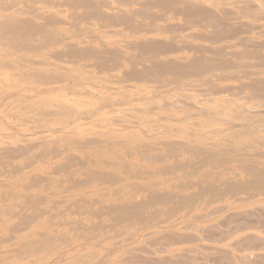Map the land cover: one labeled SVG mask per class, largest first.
I'll list each match as a JSON object with an SVG mask.
<instances>
[{
  "label": "rangeland",
  "instance_id": "1",
  "mask_svg": "<svg viewBox=\"0 0 264 264\" xmlns=\"http://www.w3.org/2000/svg\"><path fill=\"white\" fill-rule=\"evenodd\" d=\"M52 1L0 0V17L63 20L44 25L57 41L36 36L32 51L0 36V264H264V187L233 185L249 165L264 167V0H191L213 9L198 11L206 17L156 0H90L73 11ZM99 11L132 16L115 22ZM154 39L175 45L158 51L160 61L202 54L207 65L137 80L130 70L151 53L136 42ZM140 200L150 202L132 213Z\"/></svg>",
  "mask_w": 264,
  "mask_h": 264
},
{
  "label": "bare ground",
  "instance_id": "2",
  "mask_svg": "<svg viewBox=\"0 0 264 264\" xmlns=\"http://www.w3.org/2000/svg\"><path fill=\"white\" fill-rule=\"evenodd\" d=\"M13 1L14 2H16L17 0H12V2L11 3H9V5H11L10 7H12V3H13ZM19 1V0H18ZM41 1V0H40ZM46 1V2H45ZM102 1H104V0H101V3H99L100 2V0L98 1V3H99V5L101 4H103L104 6H105V3L107 2H105V3H102ZM127 0H118V2H126ZM143 1V0H142ZM149 0H147V2H146V0L145 1H143V2H145V3H143V4H150V2H151V5L153 6V4H155V6H158V7H161V8H165L166 10L168 9H170L172 6H173V4H181V5H179V6H176V8H175V6H174V8L172 7V9H175V11L176 10H178V11H180V12H183V13H185L184 15L186 16L187 14H188V16L191 14H196L198 11H202L203 10V8H198V7H196L195 5H197L198 3H196L195 5L194 4H192V3H190V1L191 0H156V1H154V3L152 4V2L153 1H151L150 0V2H148ZM197 1V0H196ZM200 1V0H199ZM44 2L47 4V5H49V4H51V2H53L52 0H44ZM128 2H129V0L127 1V4H128ZM133 1H130V3H132ZM135 2V1H134ZM133 2V3H134ZM24 3V2H23ZM55 4H59L60 5V3H61V5H66V6H68V7H70V8H72V11H73V8L74 9H77L79 6H87V7H90L89 5H95L92 1H90V0H63V2L61 1V2H57V0L54 2ZM137 4H138V2H136ZM54 4V5H55ZM8 4L6 5V6H3L4 7V9H8V8H10V7H8V8H5V7H7V6H9ZM14 5H16V3L14 4ZM13 5V6H14ZM26 4L24 3V6H25ZM108 5H109V3H108ZM199 5V4H198ZM27 6V5H26ZM51 7V6H50ZM92 7V6H91ZM100 7V6H99ZM107 7V6H106ZM110 7V6H109ZM202 7V6H201ZM139 8V7H138ZM137 8V9H138ZM145 8H147V6H144V9ZM149 8V7H148ZM205 8V7H204ZM248 8V7H247ZM251 8V7H250ZM4 9H2V10H4ZM17 9V8H16ZM19 9H21V8H19ZM141 10L143 9V7L142 8H140ZM164 9V10H165ZM210 9V8H209ZM84 10V9H83ZM139 10V9H138ZM152 10V9H151ZM150 10V11H151ZM163 10V9H162ZM194 10H195V12L196 13H194ZM207 10V9H206ZM205 9L203 10V12H205L206 11ZM213 9H211L210 10V12L212 11ZM20 11H25V10H20ZM27 11V10H26ZM90 11V10H89ZM146 9L145 10H143V12L141 13L140 12V10L138 11V12H140L141 14H145V16H146ZM174 10H173V12L174 13H176ZM209 10H207L206 11V13L208 12ZM228 11H230V10H225L224 12H228ZM27 12H30V11H27ZM87 12V11H86ZM85 12V14L83 15V13H82V15L81 14H78L77 12H74V13H71V15H69L70 17L72 16L74 19H80L81 17H83V19H86V16L88 17L89 16V13H86ZM100 12V11H99ZM98 12V14L97 13H95V17L98 15H102L103 13H99ZM172 12V13H173ZM203 12H198V13H201L200 15L202 16V17H206V16H204V15H206V14H203L202 15V13ZM210 12H208V14H210ZM231 12V11H230ZM229 12V13H230ZM19 13H21V12H19ZM124 13V12H123ZM140 13H138V14H140ZM151 13V15L153 14L154 15V13L151 11L150 12ZM197 13V14H198ZM114 14V13H113ZM161 14V13H160ZM177 14V13H176ZM179 14V13H178ZM213 14H214V11H213ZM216 14V13H215ZM228 14V13H227ZM227 14H225L224 16H227ZM90 15H93V14H91L90 13ZM115 15V14H114ZM130 17L132 16V15H130V14H128ZM128 15H125V14H120V15H116V16H109V14H105L104 13V15H102L101 16V18H103V19H105L104 17H107L108 16V18H109V20L111 21V20H115V22L116 21H121V22H124L125 20H129L128 19ZM148 15H149V17L151 16L149 13L147 14V18L149 19V17H148ZM152 15V17H154ZM158 16H159V14H157ZM175 15V14H174ZM190 15V16H191ZM39 16V15H38ZM43 15H41L40 14V18L42 17ZM48 16V15H47ZM93 16V17H94ZM198 16H199V14H198ZM208 16V15H207ZM212 16V15H211ZM210 16V17H211ZM215 16V20H216V17L218 18V16H217V14L216 15H214ZM213 16V17H214ZM44 17V16H43ZM141 17V16H140ZM143 17L144 16H142V19H143ZM151 17V18H152ZM229 17H230V15H229ZM59 18V17H58ZM97 18V17H96ZM150 18V19H151ZM155 18H156V16H155ZM227 18V17H226ZM45 19V18H44ZM83 19H81V20H83ZM160 19H163V18H160ZM219 19H221L220 18V16H219ZM228 19V18H227ZM58 20V21H57ZM102 20V19H101ZM131 20V19H130ZM209 20V22H210V20L211 19H208ZM215 20L213 21L212 20V22H215ZM224 20V19H223ZM46 22L44 23V24H39V23H37V22H35V21H33V20H31V19H27L26 17H24V18H22V17H18V16H15V15H12V14H7V15H4V16H2V17H0V36H2V37H4V38H8V42L10 43V45L12 46V48H14V49H17V50H29V51H32V50H35L36 48L34 47V45H33V40H35L36 39V36H39V38L41 39V38H43L44 39V42H45V40H46V42L47 41H53V42H56L57 40L55 39L56 38V35H55V33L54 34H52V33H50V31L49 32H47L48 30H45L44 29V25L46 24V25H55V24H58V22H63V20L61 21H59V19H57V17H55V15L53 14V15H50L49 14V16L48 17H46V20H45ZM71 21H73V19L71 20ZM219 21H221V20H218V22ZM40 22V21H39ZM66 22V21H65ZM74 22V21H73ZM138 22H140V21H138ZM76 23V22H75ZM88 23V22H87ZM118 23V22H117ZM117 23H115V24H117ZM207 23V22H206ZM204 24V25H207V26H211V25H208V23L207 24ZM217 23V22H216ZM220 23V22H219ZM222 23H224L226 26H228L227 25V22H222ZM71 24H73V25H77V23L76 24H74V23H71ZM133 24V23H132ZM131 24V27H133L134 25H132ZM210 24H212V23H210ZM218 24V23H217ZM216 24V26L218 27V25ZM128 26H129V24H127ZM143 25V24H142ZM213 26L212 27H216V26H214L215 24L213 23L212 24ZM222 25V24H221ZM72 26V25H71ZM102 26V25H101ZM100 26V27H101ZM136 26H138V25H136ZM160 26H162V25H160ZM166 26V25H165ZM173 26V25H172ZM171 26V27H172ZM220 26V25H219ZM76 27V26H75ZM130 27V26H129ZM130 27V28H131ZM135 27V26H134ZM136 28V27H135ZM144 28V27H143ZM221 28H223V27H221ZM224 28H225V26H224ZM223 28V29H224ZM232 28V27H231ZM79 29V28H78ZM138 29L140 30L141 29V27H139L138 26ZM220 30H222V29H220ZM172 31V30H171ZM79 35V34H78ZM6 38V39H7ZM65 38V37H64ZM67 38V37H66ZM148 38V37H147ZM146 38V39H147ZM171 38H174V37H171ZM170 38V39H171ZM55 39V40H54ZM153 39V38H152ZM152 39H150V40H152ZM37 40V39H36ZM148 40V39H147ZM155 41V42H154ZM154 41H141V42H139V41H137L136 43L141 47V50H145V51H148V52H150L151 53V56L149 57H147V58H149V62H148V64H146V65H143V66H141L140 65V67H138V66H136V65H138L137 64V62H136V64H135V66L136 67H133L132 68V70H130L131 72H129L131 75H133L134 76V78L136 77V79L137 80H139L138 78H140V80H141V77H145V78H148V77H154V76H159V79H160V75L159 74H162L161 72H166V71H168L169 69L171 70V71H169V72H172V70L174 71V73H178V71H180V70H183V69H188V70H197V71H199L200 69H202L205 65H207V64H205V62H204V59H203V57H202V54L200 55V54H195V55H193V57L190 59V61H188V63L187 64H182V62L180 63V65L178 64V65H176L178 62H173V61H170V59H169V61L168 60H165V61H160L159 60V58H158V51H160V50H163V49H165L166 50V48H167V50H169V48H170V46L169 47H167V45H172L171 46V51L173 50V49H175V45L173 46V44L174 43H171L170 42V44H169V41H167L166 42V45L165 44H163L161 41L158 43L157 41H159V40H157L156 41V39H154ZM179 41V40H178ZM52 42V43H53ZM40 43V42H39ZM39 43L37 44V46H40L39 45ZM128 44H129V42H128ZM133 44V43H132ZM136 44V45H137ZM126 45V44H125ZM136 45H135V47H136ZM137 45V46H138ZM10 46V47H11ZM36 46V45H35ZM42 46V45H41ZM127 46V45H126ZM133 46V45H132ZM193 46L194 45H192V46H188V48L190 47H192L193 48ZM75 47V46H74ZM89 47V46H88ZM139 47V48H140ZM174 47V48H173ZM90 48H93V47H90ZM129 48V47H128ZM131 48V47H130ZM138 48V47H137ZM196 49H198V47H195ZM38 49V48H37ZM82 49V48H81ZM80 49V50H81ZM111 49H113V48H111ZM132 49V48H131ZM194 49V48H193ZM68 50V49H67ZM80 50H76L75 48H73V49H70V52L73 54V55H80ZM86 50H88V48L86 49ZM165 50H163V51H165ZM166 50V51H167ZM69 51V50H68ZM83 50H81V52H82ZM120 51V50H119ZM197 51H200V49L199 50H197ZM88 52V51H87ZM100 52H101V50H100ZM107 52H108V50H107ZM111 52L112 51H110V54H111ZM116 52V51H115ZM114 51L112 52L113 54L115 53ZM244 52V51H243ZM246 52V51H245ZM254 52V51H253ZM253 52L252 53H250V51L247 53L249 56H251L250 54H253ZM95 54V53H92V52H88V54ZM102 53H104L103 52V50H102ZM117 53V52H116ZM219 53H221L222 54V51H219ZM250 53V54H249ZM254 53H256V52H254ZM87 54V53H86ZM101 54V53H100ZM99 54V57H103V56H101ZM138 54V53H137ZM245 54V53H244ZM58 54H55L54 56H57ZM81 55H84V53H81ZM96 55V54H95ZM98 55V54H97ZM118 55V54H117ZM116 54H115V56H117ZM140 55H142L141 53L140 54H138V56H140ZM233 55H237V53L236 52H234L233 53ZM257 55V54H256ZM119 56V55H118ZM117 56V57H118ZM246 56V55H245ZM244 56V57H245ZM253 56V55H252ZM262 55H260V58H262L261 57ZM51 57H53L52 55H51ZM60 57V56H59ZM120 57H121V55H120ZM144 57V56H143ZM143 57H142V60H143ZM235 57H237V56H235ZM61 58V57H60ZM122 58V57H121ZM125 59H127L126 57H124ZM131 58V57H130ZM220 58V57H219ZM247 58H248V56H247ZM249 58H252V57H249ZM28 59V58H27ZM104 59H106L105 58V56H104ZM109 59L110 60H112L113 58L111 57H109ZM115 59V58H114ZM253 59H256L257 60V57H255V58H252V60ZM259 59V58H258ZM262 59H264V57L262 58ZM61 60V59H60ZM68 60V59H67ZM107 60H108V58H107ZM220 60H222V61H220ZM220 63H221V65L219 64V66L221 67L220 69H223L226 65L225 64H227V62H226V60H223V59H221L220 58ZM260 60V59H259ZM258 60V61H259ZM118 61V60H117ZM135 61H136V59H135ZM138 61V60H137ZM140 61V60H139ZM138 61V62H139ZM145 61V60H144ZM168 61V62H167ZM228 61V60H227ZM254 61V60H253ZM262 61V64L264 63L263 61L264 60H261ZM34 62V61H33ZM133 62V61H132ZM147 62V61H146ZM257 62V61H256ZM134 63V62H133ZM176 63V64H175ZM230 63H231V60H230ZM261 63V62H260ZM260 63H259V65H260ZM39 64V63H38ZM52 64V63H51ZM141 64V63H140ZM237 64V63H236ZM254 65H257L258 63H253ZM184 65V66H183ZM212 65V64H211ZM229 65V64H228ZM234 64H233V61H232V66H233ZM6 66H9V65H6ZM36 66V65H35ZM114 66V65H113ZM183 66V67H182ZM210 66V65H209ZM229 66H231V64L229 65ZM228 66V67H229ZM236 66V65H235ZM97 67V66H96ZM95 67V68H96ZM115 67V66H114ZM223 67V68H222ZM234 67V66H233ZM216 69H218L217 67H215ZM226 68V67H225ZM230 68V67H229ZM36 69V68H35ZM100 69H102V68H100ZM165 69H168V70H165ZM187 70V71H188ZM124 71H127V70H124ZM176 71V72H175ZM186 71V72H187ZM204 71H209V69L207 70H204ZM252 71V70H251ZM169 72H168V74H169ZM126 73V72H125ZM128 74V73H127ZM127 74H126V76H127ZM129 74V75H130ZM253 74V73H252ZM163 75V74H162ZM177 75V74H176ZM255 75V74H254ZM56 76V75H55ZM58 77V76H57ZM59 78V77H58ZM144 78V79H145ZM56 79V78H55ZM158 79V80H159ZM169 79V78H168ZM168 79H165V80H168ZM251 79V78H250ZM151 80V79H150ZM161 80H163V79H161ZM255 80H256V78H255ZM148 81V80H147ZM152 81H154L153 79H152ZM160 82V81H159ZM177 82V81H176ZM253 82H254V80H253ZM256 82V81H255ZM254 82V83H255ZM263 83H264V81H263ZM262 84V83H261ZM170 85V84H169ZM248 85H250V84H248ZM253 85V84H252ZM252 85H250V87H252ZM254 85H256V84H254ZM108 87V86H107ZM106 87V88H107ZM262 87H264V86H262ZM242 88V87H241ZM254 88V87H253ZM258 88V87H257ZM108 89V88H107ZM110 89H111V87H110ZM257 92V91H256ZM255 92V93H256ZM263 94V93H262ZM259 95V94H258ZM25 96V95H24ZM255 96L257 97V94H255ZM261 96H263V95H261ZM128 97H130V96H128ZM131 98V97H130ZM129 98V99H130ZM259 98V97H258ZM123 99V98H122ZM182 101V100H181ZM40 102V101H39ZM104 102H106V104H107V101H104ZM124 102V101H123ZM127 102V101H126ZM183 102H185V101H183ZM101 103H102V101H101ZM171 103V102H170ZM186 103V102H185ZM50 104V103H49ZM103 104H105V103H102L101 105H103ZM126 104V103H125ZM154 104V103H153ZM189 104H192V103H189ZM151 105V104H150ZM155 105V104H154ZM170 105V104H169ZM168 105V106H169ZM152 107H153V105H151ZM150 106V107H151ZM158 107H159V105H158ZM164 107V106H163ZM149 108V107H148ZM146 109L147 111L150 109ZM153 108H156V106H154ZM198 108V107H197ZM199 109V108H198ZM219 109V108H218ZM169 110V109H168ZM201 110V109H200ZM202 111V110H201ZM149 112H154L153 110H151V111H149ZM148 112V113H149ZM46 113V112H45ZM212 113V112H211ZM190 114V113H189ZM188 114V115H189ZM43 115V114H42ZM191 115V114H190ZM159 116V115H158ZM231 116H232V114H231ZM158 118H161V115L158 117ZM217 118V117H216ZM218 119H220L219 117H218ZM172 120V119H171ZM149 121V120H148ZM152 121V120H151ZM172 122V121H171ZM233 122V121H232ZM250 122H252V121H250ZM250 124V123H249ZM251 125V124H250ZM232 126V125H231ZM223 129V128H222ZM143 131V130H142ZM144 133V132H143ZM148 136V135H147ZM86 142V141H85ZM84 142V143H85ZM90 143H91V141H89ZM168 142V141H167ZM179 142V141H178ZM177 141H176V144L178 143ZM82 143V142H81ZM87 143V142H86ZM171 143H173V141L171 142ZM175 143V142H174ZM163 144V143H162ZM179 144V143H178ZM181 144H182V142H181ZM30 145V144H29ZM144 145V144H143ZM164 145V144H163ZM31 146V145H30ZM188 146V145H187ZM22 147H24V146H22ZM22 147H20V149L22 148ZM246 147V146H245ZM8 148V147H7ZM26 148H28L27 146H25V148H22L23 150L24 149H26ZM2 149V148H1ZM9 149H10V152H11V150L13 149H11L10 147H9ZM52 149H54V148H52ZM171 149V148H170ZM184 149V148H183ZM199 149H201V148H199ZM228 149H230V148H228ZM18 150H19V147H18ZM18 150H16V147H15V151L14 152H16V151H18ZM28 150H30V149H28ZM27 150V151H28ZM55 150H57V149H55ZM128 150V149H127ZM189 150V149H188ZM221 150V149H220ZM223 150H225V148L223 149ZM231 150V149H230ZM7 151H9V150H7ZM12 151V152H13ZM47 151V150H46ZM46 151H44V152H46ZM50 151H51V149H50ZM203 152H204V150H202ZM3 152V151H2ZM25 152H26V150H25ZM41 152V151H40ZM52 152V151H51ZM54 152V151H53ZM196 152V151H195ZM199 152V151H198ZM198 152H196V153H198ZM203 152H202V154H203ZM206 152V151H205ZM205 152H204V154H205ZM5 153V152H4ZM43 153V152H42ZM57 153V152H56ZM141 153V152H140ZM201 153V151L199 152V154ZM214 153V152H213ZM23 154V153H22ZM146 154V153H145ZM203 154V155H204ZM208 154H210L211 155V153L209 152V153H206L205 155H208ZM259 154V153H258ZM257 154V155H258ZM11 156H13V154L11 153L10 154ZM159 155V154H158ZM214 155V154H213ZM260 155H262V154H260ZM6 156H8V157H10L9 155H6ZM20 156H21V153H20ZM36 157L37 156H39V153H38V155H35ZM34 156V157H35ZM53 156V155H52ZM70 156H71V154H70ZM144 156V155H143ZM157 156V155H156ZM155 156V157H156ZM166 156V155H165ZM209 156V155H208ZM3 157V156H2ZM17 157V156H16ZM33 157V158H34ZM164 157V156H163ZM72 158H75L74 156H72ZM151 158H153L152 156H151ZM158 158V157H157ZM156 158V159H157ZM201 158H203V156L201 157ZM200 158V159H201ZM219 158H221L220 160L221 161H223V159H222V157H219ZM10 159V158H9ZM69 159H70V157H69ZM78 159V158H77ZM147 159V158H146ZM153 159H155V158H153ZM161 159V158H160ZM159 159V160H160ZM190 159V158H189ZM207 159V158H206ZM198 160H199V158H198ZM197 160V161H198ZM217 160H218V158H217ZM225 160V159H224ZM228 160V159H227ZM227 160H225V162L227 161ZM240 160V159H239ZM30 161V160H29ZM33 161V160H32ZM79 161V160H78ZM201 161H202V159H201ZM0 163H2V162H0ZM82 163V162H81ZM194 163V162H193ZM80 164V163H79ZM153 164V163H152ZM175 164V163H174ZM191 164H192V162H191ZM2 165V164H1ZM66 165V164H65ZM64 165V166H65ZM177 165H179V164H177ZM6 166V165H5ZM67 166V165H66ZM201 166V165H200ZM204 166V165H203ZM174 167V166H173ZM180 167V166H179ZM184 167V166H183ZM62 168H65V167H62ZM67 168V167H66ZM176 168V167H175ZM191 168V167H190ZM247 169V170H246ZM245 170H246V172H247V175L249 176V178L247 179V180H245L244 182H240V183H236V184H233V183H231V184H233L234 186H236V187H238V188H245V190L246 189H261V188H263L264 187V167H262V168H257V166H254V165H249L247 168H246ZM63 170V169H62ZM189 171V170H188ZM241 171H244V170H241ZM237 175V174H236ZM32 178V177H31ZM38 178V177H37ZM49 178V177H48ZM114 178V177H113ZM187 178V177H186ZM231 178V177H230ZM36 179V178H35ZM40 179H41V177H40ZM109 179V178H108ZM184 179H185V177H184ZM197 179V178H196ZM80 180H83V179H80ZM85 180L86 181H89V180H87V179H84V181H82V182H84L85 183ZM114 180V179H113ZM30 181V180H29ZM32 181H33V179H32ZM36 181H37V179H36ZM39 181H41V180H39ZM47 181H48V179H47ZM76 182H80V181H77V180H75ZM208 181V180H207ZM34 182V181H33ZM46 182V181H45ZM82 182H80L81 184H84V183H82ZM225 182V181H224ZM74 183V182H73ZM223 183V182H222ZM226 183V182H225ZM227 183H228V181H227ZM36 184H37V182H36ZM49 184V183H48ZM193 184V183H192ZM199 185V184H198ZM212 185V184H211ZM186 187V186H185ZM205 187V188H204ZM203 187V190L204 191H206L207 190V192H210V191H212V190H210V189H212L211 188V186L210 185H208L207 187L206 186H204ZM235 187V188H236ZM201 189V188H200ZM223 190L225 189V188H222ZM222 189H220L221 190V192H222ZM227 189V188H226ZM228 189H230V188H228ZM218 190V189H217ZM216 190V191H217ZM220 190H219V192H220ZM231 190V189H230ZM242 190V189H241ZM244 190V189H243ZM244 190V191H245ZM214 191H215V189H214ZM224 191H226V190H224ZM202 192V191H201ZM200 192V193H201ZM218 192V193H219ZM148 193H151V192H148ZM194 193H197V192H194ZM193 193V194H194ZM163 195V194H162ZM172 195V194H171ZM174 195V194H173ZM183 195V194H182ZM198 195H199V193H198ZM210 195V194H209ZM160 197H162L161 199H167L166 201H168V198H171V196L169 195V194H166V195H163V196H161V195H159ZM184 196H186V195H184ZM158 197V196H157ZM181 197V196H180ZM199 197V196H198ZM185 198H187V197H185ZM153 199V198H152ZM158 199V198H157ZM163 199V200H164ZM179 199V198H178ZM192 199V198H191ZM195 199H196V197H195ZM158 200H160V198L158 199ZM171 200V199H170ZM193 200H194V198H193ZM54 201V200H53ZM152 201H154V199L152 200ZM177 201V200H176ZM180 202H182V203H180V204H183L184 202H186V201H188L187 199H186V201L185 200H183V198H180V200H179ZM195 201V200H194ZM202 201V200H201ZM36 202V201H35ZM56 202V201H55ZM148 202H150L149 200H147L146 201V203H148ZM154 202H156V201H154ZM159 202V201H158ZM135 203V202H134ZM145 203V204H146ZM157 203V202H156ZM130 204V203H129ZM141 200H140V203H135L134 204V206H128L129 208H131V212L132 213H134V212H136V211H138L141 207H144V205H145ZM176 204H177V202H176ZM132 205V204H131ZM179 205V203L176 205V206H178ZM176 206H173V207H176ZM182 206V205H181ZM112 207H116V206H112ZM124 207H126V205L124 206ZM105 208H106V206H105ZM108 208V207H107ZM121 208V207H120ZM172 208V207H171ZM171 208H167V209H170L171 210ZM125 209H128V208H125ZM125 209H123V210H125ZM173 209H175V208H173ZM172 209V210H173ZM113 211H114V209H112ZM123 210L121 209V211H122V213H123ZM75 211V210H74ZM85 211V210H84ZM83 211V212H84ZM87 211V210H86ZM101 211V210H100ZM112 211V212H113ZM73 212V211H72ZM130 212V213H131ZM39 213H41V212H39ZM39 213H37V214H39ZM121 213V214H122ZM30 214H32V213H30ZM36 214V215H37ZM94 214V213H93ZM151 214H153V212L151 213ZM57 215V214H56ZM100 215H102V214H100ZM99 215V216H100ZM131 215H133V214H131ZM26 216V215H25ZM38 216V215H37ZM36 216V217H37ZM147 216V215H146ZM149 216L150 215H148V218H149ZM55 217V216H54ZM22 218H24V216L22 217ZM147 218V219H148ZM52 219V218H51ZM128 219H130V218H128ZM26 220V219H25ZM29 220V219H28ZM30 220H32L33 221V218L31 219L30 218ZM115 220V219H114ZM113 220V221H114ZM117 220H119V219H117ZM125 220H127V218H125ZM112 221V222H113ZM124 221V220H123ZM23 222H24V220H23ZM22 222V223H23ZM29 222L30 221H27L26 222V225H27V223L29 224ZM160 222V221H159ZM118 223V222H117ZM120 223V222H119ZM144 223V222H143ZM145 224V223H144ZM23 226H25V225H23ZM22 227V226H21ZM103 227V226H102ZM11 228V227H10ZM13 228V227H12ZM89 228V227H88ZM87 228V229H88ZM121 228V227H120ZM102 229V228H101ZM120 230V229H119ZM95 231V230H94ZM104 231V230H103ZM122 231V230H121ZM100 232V231H99ZM119 232V231H118ZM80 235V234H79ZM87 236V235H86ZM14 237V236H13ZM88 238V237H87ZM75 261H76V259H75ZM40 264V263H39Z\"/></svg>",
  "mask_w": 264,
  "mask_h": 264
}]
</instances>
